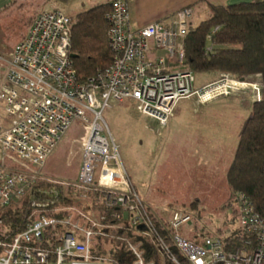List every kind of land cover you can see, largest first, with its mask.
Listing matches in <instances>:
<instances>
[{
    "label": "built area",
    "instance_id": "built-area-1",
    "mask_svg": "<svg viewBox=\"0 0 264 264\" xmlns=\"http://www.w3.org/2000/svg\"><path fill=\"white\" fill-rule=\"evenodd\" d=\"M194 12L186 6L168 25L153 22L132 30L128 0H113L106 19L114 60L85 80L79 79L71 57V18L59 8L40 12L10 56L0 53V107L10 118L9 126L0 127V212L33 190L40 194L30 195L34 210L25 227L0 239V264H124L97 255L98 236L124 242L127 264H155L144 259L137 236L152 239L176 264H264V217L248 197L240 193L236 198L240 233L230 250L216 234L198 231L195 240L186 238L180 231L192 220L191 213L175 210L167 224L152 212L136 190L104 118L107 108L128 101L140 116L167 126L183 98L195 96L208 103L247 89L254 100L262 99L259 75L240 80L224 73L195 87V74L184 69L185 38ZM152 45L160 52L153 59ZM77 119L85 128L78 179L44 176L39 169ZM5 159L23 167H11ZM39 179L49 182V188L35 189ZM69 187L79 199H95L90 209L56 206ZM50 208L67 214L50 216ZM47 229L63 230L54 248L43 245Z\"/></svg>",
    "mask_w": 264,
    "mask_h": 264
},
{
    "label": "rangeland",
    "instance_id": "rangeland-1",
    "mask_svg": "<svg viewBox=\"0 0 264 264\" xmlns=\"http://www.w3.org/2000/svg\"><path fill=\"white\" fill-rule=\"evenodd\" d=\"M58 5L66 14L83 10L73 7L72 2ZM207 8L206 0L197 5L195 23L207 17L209 13L204 12ZM23 12L19 11L14 18L3 20L4 23L6 20L8 22L7 27L3 24L6 34L0 48V53L5 56L13 53L21 32L26 31ZM195 77V87L199 88L203 75L195 74ZM213 100L209 112L200 116L195 113L193 117H189L186 116V110L191 109L189 105H192V99H181L176 110L175 127L169 133L161 132L167 126L163 127L158 122H150L151 120L148 122L145 116H140L131 103L117 104L104 111V118L119 145L124 164L145 204L167 224H170L175 210L191 213L192 220L180 231L186 237H191L195 227L205 233L225 235L237 228L239 222L238 215L234 214V209H239L238 204L234 203L233 207L225 206L230 197L227 170L235 156L241 131L251 114L249 106L254 98L251 90L246 89ZM197 103L203 104L198 100ZM205 115H208L207 119H203ZM195 127L199 128V133H203L194 144L195 141L192 142L191 138L186 137V133ZM211 132L221 137L218 139L223 143L221 146L220 141L215 143L209 137ZM84 137V125L77 119L50 154L43 168L39 169L40 172L44 176L60 180L78 179ZM216 144L217 150L214 151Z\"/></svg>",
    "mask_w": 264,
    "mask_h": 264
},
{
    "label": "trees",
    "instance_id": "trees-1",
    "mask_svg": "<svg viewBox=\"0 0 264 264\" xmlns=\"http://www.w3.org/2000/svg\"><path fill=\"white\" fill-rule=\"evenodd\" d=\"M53 1L57 4H67L73 0ZM206 1L209 6L207 17L198 23L189 22L185 38L184 69L203 75V78L208 79V83L218 80L224 73L240 80L259 75L264 89V0L234 4ZM112 2L113 0L99 3L75 14H68L71 18V57L75 55L72 61L80 80L96 75L99 69L110 66L114 60L108 34L109 23L106 19ZM4 161L14 168L23 167L12 159ZM227 184L230 197L226 207H233L234 203H237L238 194L242 193L250 199L255 211L264 217V91L262 99L253 101L251 114L241 132L235 156L227 170ZM49 185L46 180L39 179L35 181L34 187L49 188ZM32 193L40 196L33 190L1 210L0 219L3 221L0 223V239H4L6 235H14L25 227L34 210L30 201ZM93 200L77 198L69 187L56 206L80 205L88 210ZM195 203L196 201L192 204ZM47 211L50 216L67 214L66 211L56 213L51 208ZM234 214L239 217L237 209H234ZM154 220L160 232L166 236L160 222L156 218ZM198 231L203 230L195 227L192 236L185 237L195 240ZM127 233L131 238L135 237L130 232ZM237 233L240 232L235 228L225 235L213 232L205 234L219 235L224 240L226 250H230L239 241L238 236H235ZM62 234V229L55 232L47 229L43 245L54 248L60 243L59 237ZM136 239L142 240L141 248L146 261H154L155 264H176L158 251L152 239L143 236H137ZM169 242L171 244V241ZM94 247L97 255L115 258L127 264L129 253L124 242L104 240L98 236L94 240ZM171 247L183 260L175 247Z\"/></svg>",
    "mask_w": 264,
    "mask_h": 264
},
{
    "label": "crops",
    "instance_id": "crops-1",
    "mask_svg": "<svg viewBox=\"0 0 264 264\" xmlns=\"http://www.w3.org/2000/svg\"><path fill=\"white\" fill-rule=\"evenodd\" d=\"M47 1H49V2H47ZM108 1H112V0H73L72 5H73V7H76L78 9H80V8L85 9V8L91 7L93 5H96L99 3H105ZM201 1H203V0H128L129 14H130V27L132 30H137V29H140L141 27H144V26H146L150 23H153V22H161V23H164L165 25H168L176 17L177 12L186 6H193L194 7L195 12H194L193 17L190 19V21L194 22V16L197 12L196 7L198 4H200ZM242 1H247V0H241V2ZM234 3H238V0H230V2L227 4H234ZM54 7L56 8L59 6L53 0H46V1L42 0V2H40V0H35V2L33 0H0V48H2V41L4 39V35L6 34V31H5V28L3 27V24H5L4 26H6V27L8 26L7 20L5 21V23L3 22L4 18H6V19L14 18L17 15V12L24 11L22 13V15H24L23 24L27 28H26L25 32H21L20 40L17 42V44H18L27 35L34 17L39 12H41L43 10H50L51 8L53 9ZM204 12L206 14L209 13V6L206 10H204ZM4 50L7 51V48L4 47ZM158 53L160 54V52H157L155 50L154 45H152V49L149 53V57L155 58ZM202 80H203L202 85L207 84L209 82L207 78H203ZM188 99H192V105L191 106L189 105V107L191 109H188V111L186 110V112L188 113L186 116H189V117H190V115L193 117V115L195 113L200 116L206 112H209V110L211 109V106L214 102V100H213L207 104L203 103L205 105H203V104L198 105V103H197L198 99H196V97L193 96V97H190ZM125 102H128V101H125ZM123 103L124 102H122L120 104H123ZM245 104H247V102ZM178 105H179V103L177 104V106L175 108L174 115L171 117L169 124L167 125L166 128H163L161 130V132L169 133L170 129L172 127L173 128L175 127L176 117H177L176 110L178 108ZM252 105H253V102L251 101V104L249 106L250 111L252 110ZM145 117L147 118L148 122L151 120L150 122H155V124L157 123L156 120L149 118L147 116H145ZM203 117H204L203 119H207L208 115H205ZM9 125H10L9 116L3 111L2 108H0V126L1 127H7ZM163 127H165V126H163ZM197 129H199V128L195 127L192 130H190L189 133H186L187 134L186 137L191 138L192 142L195 141L194 144L196 143L197 138L199 136H201V134L203 133V132L199 133L197 131ZM182 130H184V129H182ZM186 132H188V131H186ZM198 133L200 135H197ZM209 137L211 139H214L215 143H218L220 141L218 139L221 138V137L217 136L214 132H211V135H209ZM239 139H240V137H239ZM219 144L221 146L223 143L220 141ZM217 146H218V144H216V146L213 147L214 151L217 150L216 149ZM237 146H238V144H237ZM209 150L213 151L212 149H209ZM206 154H208V153L206 152ZM213 156H214V154H213ZM213 156H210V158L215 159ZM0 160H2L1 156H0ZM125 167H126V165H125ZM126 169H127V167H126ZM127 172H128V169H127ZM128 174H129V172H128ZM227 233H229V232H227Z\"/></svg>",
    "mask_w": 264,
    "mask_h": 264
},
{
    "label": "water",
    "instance_id": "water-1",
    "mask_svg": "<svg viewBox=\"0 0 264 264\" xmlns=\"http://www.w3.org/2000/svg\"><path fill=\"white\" fill-rule=\"evenodd\" d=\"M75 55H72V57H74ZM243 80V79H242Z\"/></svg>",
    "mask_w": 264,
    "mask_h": 264
}]
</instances>
